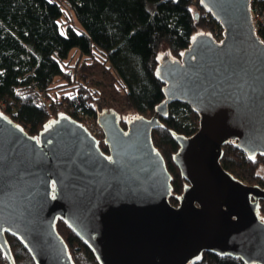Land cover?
I'll list each match as a JSON object with an SVG mask.
<instances>
[{"label":"water","instance_id":"water-1","mask_svg":"<svg viewBox=\"0 0 264 264\" xmlns=\"http://www.w3.org/2000/svg\"><path fill=\"white\" fill-rule=\"evenodd\" d=\"M223 31L192 38L178 60L161 56L156 76L164 99L150 117L122 127L109 108L97 113L107 153L84 125L61 113L29 137L0 113V250L15 264L4 233L19 237L36 264H72L57 219L99 264H189L204 252L264 264V187L226 171L227 141L247 155L264 153V42L255 34L249 0H199ZM198 113L190 137L172 132L173 162L185 180L169 202L170 174L151 131L168 105Z\"/></svg>","mask_w":264,"mask_h":264},{"label":"trees","instance_id":"trees-1","mask_svg":"<svg viewBox=\"0 0 264 264\" xmlns=\"http://www.w3.org/2000/svg\"><path fill=\"white\" fill-rule=\"evenodd\" d=\"M199 29L215 39V29L223 35L199 0H0V113L34 138L61 113L79 122L81 114L95 118L114 90L124 94L130 117H150L164 99L163 83L156 76L160 57L178 60ZM259 35L264 40V26ZM94 67L103 87L87 76ZM198 119L185 103L172 102L167 115L159 118L161 125L151 131L170 174L172 205L178 204L186 183L173 162L178 144L172 132L190 137ZM98 145L107 152L102 140ZM220 163L247 185L264 187V153L249 156L227 141ZM256 212L264 220V200ZM55 229L72 264H99L64 221L57 219ZM4 235L15 264H36L19 237ZM0 262L8 264L1 250ZM189 264L246 263L204 252Z\"/></svg>","mask_w":264,"mask_h":264},{"label":"built area","instance_id":"built-area-1","mask_svg":"<svg viewBox=\"0 0 264 264\" xmlns=\"http://www.w3.org/2000/svg\"><path fill=\"white\" fill-rule=\"evenodd\" d=\"M249 9H250V15H251V17H250L251 23L253 24V30H254L255 34L261 39V37L259 35V31L264 26V0H249ZM261 41L264 42L263 39H261ZM87 76L93 80H100L105 84L103 78L99 77V79H95V76L90 75V74H87ZM105 88L107 90H110L109 87L106 85H105ZM99 103L103 104V99L100 100ZM94 107H97V104H94ZM107 109H109V108H107ZM98 112H100V111H98ZM96 116H97V114H96ZM96 116H95V118H93L92 116L90 117L89 115L81 114L83 121L80 123L86 127V129L97 140V143H98L100 140H102V142H103L104 133H103L102 127L96 121ZM103 144H104V142H103Z\"/></svg>","mask_w":264,"mask_h":264},{"label":"rangeland","instance_id":"rangeland-1","mask_svg":"<svg viewBox=\"0 0 264 264\" xmlns=\"http://www.w3.org/2000/svg\"><path fill=\"white\" fill-rule=\"evenodd\" d=\"M61 32L64 33V28L61 27ZM198 33L200 32H205V33H208V34H211L210 31L208 30H201L199 29L197 31ZM214 34L216 35V39H220V34H218V30L215 29V32ZM91 74L90 75H94L95 76V79H99V77L101 78V75H100V71L98 68L94 67V69L91 70L90 72ZM93 82H99L100 84H98L99 86L103 87L104 83L100 80H93ZM111 93V92H110ZM109 95H107V99H108V102L106 103L107 105H104V109L106 108H111L113 109L117 116L119 117L120 119V122L124 121L129 115L132 114L131 110L128 108L127 104H126V100H125V97H124V94L122 92H117V91H114L113 90V94L111 93ZM0 264H3L0 262Z\"/></svg>","mask_w":264,"mask_h":264},{"label":"flooded vegetation","instance_id":"flooded-vegetation-1","mask_svg":"<svg viewBox=\"0 0 264 264\" xmlns=\"http://www.w3.org/2000/svg\"><path fill=\"white\" fill-rule=\"evenodd\" d=\"M105 153H107V152H105Z\"/></svg>","mask_w":264,"mask_h":264}]
</instances>
